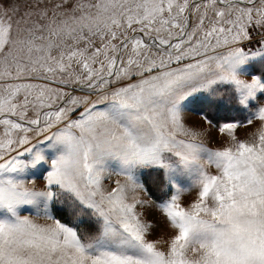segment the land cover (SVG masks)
<instances>
[{
  "label": "snow or ice",
  "instance_id": "snow-or-ice-1",
  "mask_svg": "<svg viewBox=\"0 0 264 264\" xmlns=\"http://www.w3.org/2000/svg\"><path fill=\"white\" fill-rule=\"evenodd\" d=\"M0 264H264V0H0Z\"/></svg>",
  "mask_w": 264,
  "mask_h": 264
},
{
  "label": "rangeland",
  "instance_id": "rangeland-1",
  "mask_svg": "<svg viewBox=\"0 0 264 264\" xmlns=\"http://www.w3.org/2000/svg\"><path fill=\"white\" fill-rule=\"evenodd\" d=\"M197 107H199L198 104H193L191 105L188 109V120L190 123H198L200 122V116L199 113L196 111ZM227 113V112H225ZM230 114V113H227ZM222 116H225L224 113L222 114ZM237 118H239V114L236 113ZM229 118V117H226ZM215 123V122H214ZM206 126V125H205ZM241 133H243L244 129L240 130ZM211 136V143L215 146V145H219L223 142V140L225 139L224 137H222L219 133L218 130L213 129L210 133ZM190 197L188 194H185L184 199L188 200ZM149 218H155V219H159V214L158 212H156L155 210H150L149 211ZM161 234V229L157 228L153 234V236H157Z\"/></svg>",
  "mask_w": 264,
  "mask_h": 264
},
{
  "label": "trees",
  "instance_id": "trees-1",
  "mask_svg": "<svg viewBox=\"0 0 264 264\" xmlns=\"http://www.w3.org/2000/svg\"><path fill=\"white\" fill-rule=\"evenodd\" d=\"M223 113H224L225 116H222ZM227 113H229V112H227ZM227 113H225V112L213 113L212 115H213V117H215L214 122H216V119H224L226 117L231 118L232 113H230V114H227ZM238 114H239V117H240L241 114L240 113H238Z\"/></svg>",
  "mask_w": 264,
  "mask_h": 264
}]
</instances>
